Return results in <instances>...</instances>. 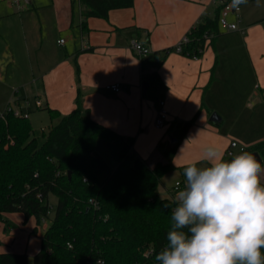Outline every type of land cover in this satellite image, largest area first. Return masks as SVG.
<instances>
[{"label": "crops", "instance_id": "1", "mask_svg": "<svg viewBox=\"0 0 264 264\" xmlns=\"http://www.w3.org/2000/svg\"><path fill=\"white\" fill-rule=\"evenodd\" d=\"M256 1L241 4L238 19L230 14L236 31L219 27L200 54L190 57L175 47L203 16L212 15L220 5L217 0H133L131 7L111 10L106 18H87L84 25L77 0H50L56 17L54 32L64 39L55 37V49H45L39 56L35 51L45 48L44 42L37 44L41 21L27 18L38 6L25 0L30 7L17 16L22 20L15 30L24 39L21 52L8 56L9 46L0 47V86L5 96L0 116L8 106H21L29 113L40 109L34 106L35 100L61 115L79 105L94 121L132 137L134 152L149 167L165 161L163 151L173 145L177 126L186 121L192 123L177 141L175 169L199 161L205 166L203 151L210 145L218 146L224 157L232 140L245 147L254 145L264 140V0ZM134 40L149 49L146 59L172 48L157 69L161 84L148 85L145 92L142 59L131 48ZM115 83L120 85L119 92L106 88ZM31 97L30 110L22 103ZM158 100L164 101L168 113L162 135L153 126ZM212 113L217 121L210 120ZM189 139L193 140L181 154ZM11 216L23 221L22 214L8 213L6 222ZM6 225L0 224V252L24 253L14 247L13 232L7 235ZM47 226L48 221L43 232Z\"/></svg>", "mask_w": 264, "mask_h": 264}, {"label": "trees", "instance_id": "2", "mask_svg": "<svg viewBox=\"0 0 264 264\" xmlns=\"http://www.w3.org/2000/svg\"><path fill=\"white\" fill-rule=\"evenodd\" d=\"M77 1L83 25L87 18H106L109 11L133 4V0ZM220 9L221 5L189 30L182 54L198 56L205 41L216 36ZM171 51L141 58L143 82L161 84L157 69ZM45 109L57 123L42 132L40 140L29 118L16 117L7 109L0 116V224L6 222L5 214L20 213L24 222L34 219L30 232L34 235L43 221H49L30 260L25 252H0V264H155L154 254L166 243L175 207V199L161 197L157 188L175 170L172 161L178 142L163 151L164 162L149 167L134 152L132 137L94 121L79 105L65 115ZM191 123L177 126V141ZM99 140L116 148L115 168L102 183L96 175ZM244 151L257 152L264 161V140ZM50 195L56 198L52 218Z\"/></svg>", "mask_w": 264, "mask_h": 264}, {"label": "clouds", "instance_id": "3", "mask_svg": "<svg viewBox=\"0 0 264 264\" xmlns=\"http://www.w3.org/2000/svg\"><path fill=\"white\" fill-rule=\"evenodd\" d=\"M246 3L233 0L234 7ZM202 161L183 168L184 187L155 264H264V166L247 151L225 159L215 145Z\"/></svg>", "mask_w": 264, "mask_h": 264}, {"label": "rangeland", "instance_id": "4", "mask_svg": "<svg viewBox=\"0 0 264 264\" xmlns=\"http://www.w3.org/2000/svg\"><path fill=\"white\" fill-rule=\"evenodd\" d=\"M262 2V1H256ZM30 4H27L25 0H19V6L14 3V0H0V47L4 45L9 46L7 49V55L10 56L9 53L14 52L15 54L19 55L21 52V47L24 43V39L20 38V34L17 36L15 30L20 26V19L17 16H20L23 13L28 12L26 9L29 8ZM31 5L38 6V9L32 11L33 15L30 17L29 13L27 14L28 20H37L38 22L41 21L39 26V30L37 31V44L39 45L41 42H44V47L42 50L38 49L35 51V56H39L42 54L45 49H55L54 41L56 39H64L63 34L57 35L54 32V25L56 22V17L53 12V7L51 5L50 0H32ZM241 8V6H240ZM24 19H26V15H24ZM39 32V33H38ZM56 34V35H55ZM46 41V45H45ZM64 45V44H63ZM63 45L59 44V49H63ZM8 59V58H6ZM31 62H34V57L30 59ZM24 63H28L26 59ZM9 64V63H8ZM29 65V64H28ZM3 90L0 86V103L3 102ZM20 92V88H19ZM22 93L18 94V97L21 99ZM153 100H156L157 95L153 93L152 95ZM30 101V106H32L33 97L28 98ZM30 110L32 108H29ZM29 116V122L33 129V134L38 137L40 140L42 132L46 133L48 129L57 123V120H51L48 114V111L42 107L40 109L32 110ZM154 126V125H153ZM154 128L156 132L161 133V135L165 132V128L157 129L155 126ZM164 129V130H163ZM165 148V147H164ZM115 146L113 143L109 141H103V143H98L96 146V158L98 161L97 168H96V175L100 183H102L106 177L113 171V167L115 166L114 154H115ZM199 166H204L200 165ZM264 166V162L262 164ZM183 168L179 167L176 168L175 171H172L166 174L160 181L158 186V194L165 195V197L172 196L175 197L177 192L172 190L174 182L176 180H180L184 182L183 176ZM261 182L264 183V172L260 173ZM171 191V192H170ZM56 204V198L54 195L49 196V215L52 218L54 214ZM11 214V213H9ZM5 216V215H4ZM47 223V220L43 221L40 226L37 227V232L34 235H28L32 228L35 226L33 221H19L16 216H11L10 219L5 222L7 224L6 230L7 235L11 234L9 231L12 230L13 234L10 237L15 238L14 247L19 248L24 251L27 255L32 256L36 253L40 247V241L43 235V226ZM49 223V221H48ZM0 246L2 244L0 243Z\"/></svg>", "mask_w": 264, "mask_h": 264}, {"label": "built area", "instance_id": "5", "mask_svg": "<svg viewBox=\"0 0 264 264\" xmlns=\"http://www.w3.org/2000/svg\"><path fill=\"white\" fill-rule=\"evenodd\" d=\"M219 4L221 5V9L219 12V17H218V25L220 28H223L227 31H236L237 28V23L235 22H230L229 21V16L230 14H233L237 19L239 17V12H240V6L239 7H234L233 2L229 0H217ZM14 3L19 6V0H14ZM187 37L185 36L179 44L175 47L176 52H182V44L187 42ZM64 41L60 40L59 44L63 45ZM131 48L133 52L139 57H146L149 54V49L143 45L141 42L134 40L132 41ZM107 89L112 90L113 92H119L121 90L120 85L115 83V84H110L106 86ZM159 105V109L156 113L155 119H154V126L157 129H162L165 127L166 122H167V110L164 107V101L158 100L157 101ZM22 106L25 108H30V102L29 100H24L22 103ZM34 106L37 108H40L42 106V102L40 100H35L34 101ZM7 110L12 112V114L16 117H22V118H29V111L23 110L21 106H8ZM245 146L240 145L238 142L232 140L230 141L226 151H225V156L227 157H232L234 154H238L239 152H242L245 150ZM184 187V184L181 181H175L174 185L172 187V190L174 192L179 191Z\"/></svg>", "mask_w": 264, "mask_h": 264}, {"label": "water", "instance_id": "6", "mask_svg": "<svg viewBox=\"0 0 264 264\" xmlns=\"http://www.w3.org/2000/svg\"><path fill=\"white\" fill-rule=\"evenodd\" d=\"M147 87H148V84L146 82L143 83V86H142V90L143 92H145L147 90ZM210 120L211 121H217V115L215 113H212L211 116H210ZM172 144H175L177 143V139L173 138L171 140ZM255 157L256 159L261 163V165L263 164V159L261 158V156L257 153V152H251Z\"/></svg>", "mask_w": 264, "mask_h": 264}]
</instances>
